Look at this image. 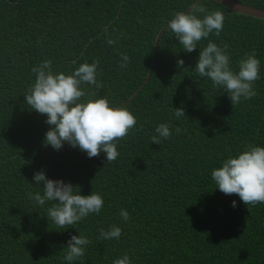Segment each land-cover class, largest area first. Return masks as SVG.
Wrapping results in <instances>:
<instances>
[{
	"label": "trees",
	"instance_id": "trees-1",
	"mask_svg": "<svg viewBox=\"0 0 264 264\" xmlns=\"http://www.w3.org/2000/svg\"><path fill=\"white\" fill-rule=\"evenodd\" d=\"M193 1L0 0V264H68L63 257L71 235L91 241L72 264H113L125 253L131 264H264V203L246 206L211 179L229 154L264 146V19L200 0L208 11L224 13V27L191 53L165 28L150 76L122 106L137 123L117 142L119 156L111 163L103 152L89 158L67 142L59 151L45 146L47 117L25 102L35 81L32 68L45 59L66 74L98 59L102 87L81 88L119 105L147 75L159 28ZM237 1L264 8V0ZM109 38L116 43L109 45ZM209 41L228 46L233 69L255 52L261 77L255 97L233 106L222 88L198 75L199 51ZM121 53L130 57L123 69ZM178 59L185 62L179 68ZM180 107L186 116L177 119L173 108ZM160 123H168L172 135L159 145L151 137ZM38 170L83 195L100 193V213L58 228L47 217L55 202L40 206L27 195L43 194V182L33 180ZM112 225L122 229L121 237L100 240V230Z\"/></svg>",
	"mask_w": 264,
	"mask_h": 264
},
{
	"label": "clouds",
	"instance_id": "clouds-1",
	"mask_svg": "<svg viewBox=\"0 0 264 264\" xmlns=\"http://www.w3.org/2000/svg\"><path fill=\"white\" fill-rule=\"evenodd\" d=\"M201 14L202 18H201ZM225 16L220 10L208 11L199 0H194L188 11H177L167 22L170 30L182 49L193 52L198 43L208 38L211 33L217 36L224 27ZM105 29V33H107ZM109 45L116 40L109 38ZM216 43L209 41L200 49L195 71L200 77H207L214 88H222L229 96L232 105L256 96L255 81L260 77V60L255 52L246 53L238 62V69L230 64V55ZM120 67L126 68L130 57L121 53ZM53 61L45 59L32 68L35 81L25 94L27 106L39 114L46 115V123L50 126L44 136V145H51L59 151L65 142L71 147H78L86 152L89 158L97 157L101 152L106 154V162L111 163L119 156L117 142L124 139L134 129L137 123L134 114L127 108L112 105L107 96H86L82 84L102 87L97 82L99 60L81 63L70 73L54 72ZM183 59H178L177 67L184 65ZM177 119L186 116L182 107L173 108ZM180 129L177 128L176 132ZM151 137L152 143L159 144L162 139H168L172 132L168 123H160ZM211 179L225 195L236 194L246 206L264 203V146L250 144L236 155L222 161V166L214 168ZM36 185L43 182V194L27 193L40 206L46 201H53L47 210V217L58 228L65 229L83 220L90 213L99 214L104 205L100 193L92 191L83 195L80 189L74 190V185L63 179H50L43 170H38L33 176ZM236 206V202H232ZM120 216L129 220L127 210L121 209ZM122 229L112 225L109 230H100V240L119 239ZM91 241L84 235H71L67 241L64 260L68 264L85 255V246ZM113 264H131L129 255L113 261Z\"/></svg>",
	"mask_w": 264,
	"mask_h": 264
},
{
	"label": "water",
	"instance_id": "water-1",
	"mask_svg": "<svg viewBox=\"0 0 264 264\" xmlns=\"http://www.w3.org/2000/svg\"><path fill=\"white\" fill-rule=\"evenodd\" d=\"M213 1L225 6L230 12H236V13H240V14H244V15H248V16L264 19V8L252 6V5L243 3V2H239L237 0H213ZM199 2H200V0H199ZM192 3L189 6H187L183 11H188L190 9ZM169 20H167L159 28V30H158V32H157V34L155 36L150 68H149V71H148L147 75L143 78V80L139 84L138 88L125 101L121 102L117 106H123L124 104L129 102L137 94L139 89L145 84L147 78L150 76L151 71H152V69L154 67L155 50H156V46H157L159 37H160L161 33L163 32V30L166 28V24H167V22Z\"/></svg>",
	"mask_w": 264,
	"mask_h": 264
}]
</instances>
